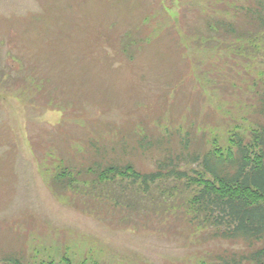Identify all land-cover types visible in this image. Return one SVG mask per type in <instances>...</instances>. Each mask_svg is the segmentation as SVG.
Returning a JSON list of instances; mask_svg holds the SVG:
<instances>
[{
  "label": "rangeland",
  "instance_id": "1",
  "mask_svg": "<svg viewBox=\"0 0 264 264\" xmlns=\"http://www.w3.org/2000/svg\"><path fill=\"white\" fill-rule=\"evenodd\" d=\"M246 2L0 0V260L205 264L262 244L154 212L147 228L136 218L150 204L138 213L97 208L59 188L51 171L59 156L152 171L169 154L202 153L216 134L226 144L233 125L264 122V44L205 34L222 18L248 27L237 8ZM128 33L143 43L132 58Z\"/></svg>",
  "mask_w": 264,
  "mask_h": 264
},
{
  "label": "trees",
  "instance_id": "2",
  "mask_svg": "<svg viewBox=\"0 0 264 264\" xmlns=\"http://www.w3.org/2000/svg\"><path fill=\"white\" fill-rule=\"evenodd\" d=\"M246 1L237 8L247 13L248 27L244 26L245 19L235 24L233 18H222L219 26L210 20L205 28L207 37L219 38L220 42L260 40L264 44V0ZM123 43V52L130 58L135 57L134 47L137 52V47L143 45L135 44L129 33ZM3 73L0 82L5 83ZM260 75L264 87V74ZM261 101L264 117V95ZM243 127L227 128L230 134L226 144L216 134L202 153L169 154L158 160L152 171H141L130 162L104 164L100 158L74 165L59 156L51 170L55 171L53 182L62 190L89 197L97 208L135 212L150 204L147 214L136 218L138 222L145 217L147 228L154 227V221L150 223L151 218H147L154 212L167 220L185 219L195 231H210L213 237L245 240L249 245L262 243L251 251L205 264H264V122ZM182 139L184 148H188L191 138L187 134ZM102 148L106 151L104 145ZM181 209L183 214L178 213ZM97 210L93 208L92 212ZM168 214L175 215L167 217ZM1 264L27 262L22 256L11 254Z\"/></svg>",
  "mask_w": 264,
  "mask_h": 264
}]
</instances>
